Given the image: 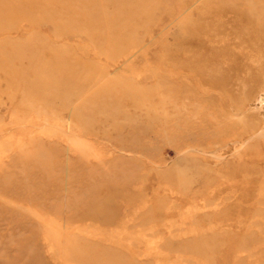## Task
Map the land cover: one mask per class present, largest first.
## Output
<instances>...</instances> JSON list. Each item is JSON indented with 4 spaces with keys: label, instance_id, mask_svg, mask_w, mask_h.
Wrapping results in <instances>:
<instances>
[{
    "label": "rangeland",
    "instance_id": "1",
    "mask_svg": "<svg viewBox=\"0 0 264 264\" xmlns=\"http://www.w3.org/2000/svg\"><path fill=\"white\" fill-rule=\"evenodd\" d=\"M0 264H264V0H0Z\"/></svg>",
    "mask_w": 264,
    "mask_h": 264
}]
</instances>
